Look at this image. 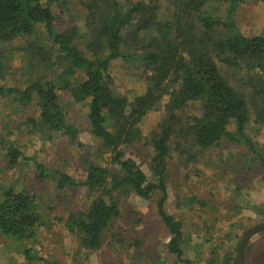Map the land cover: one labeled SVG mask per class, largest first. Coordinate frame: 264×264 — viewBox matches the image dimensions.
Listing matches in <instances>:
<instances>
[{"label":"trees","instance_id":"16d2710c","mask_svg":"<svg viewBox=\"0 0 264 264\" xmlns=\"http://www.w3.org/2000/svg\"><path fill=\"white\" fill-rule=\"evenodd\" d=\"M81 1L87 54L77 44L76 26L57 32L50 7L42 0H0V47L35 39L41 29L43 40L29 44L25 51L28 66L41 65L46 70L32 77L24 90L0 87V99L13 97L23 105L34 102L39 109L38 122H26L32 131L41 126L72 140L77 139V130L67 123L57 92H68L74 103L86 104L90 133L110 153L109 168L88 165L85 180L77 181L32 161L38 181L55 178L59 190L85 188L99 195L86 211L69 214L65 222L83 249H101L104 234L120 216L116 194L133 193L149 200L157 193V216L170 235L167 251L177 264H191L180 248L182 223L165 208L170 142L174 137L182 141L184 145L179 142L175 149L184 155H190L192 147L204 151L228 141L242 144L258 156L246 135L249 110L245 98L231 87L218 65L234 70L252 66L264 78V37L247 38L238 29L240 0H217L225 5L221 20L203 10L215 0H170L173 12L165 21L159 20V8L153 0H137L125 7L119 0ZM5 51L0 50V75L7 65ZM117 60L137 63L151 73L144 93L132 101L112 87L110 66ZM80 72L82 78L75 82ZM261 83L264 89V80ZM262 97L264 102V94ZM158 104H162L164 116L150 136L149 179L122 148L142 140V120ZM190 104L199 105V115L185 114ZM21 157L17 148H8L11 168ZM41 219L35 197L12 189L1 197L0 235L32 240ZM23 255L29 261L41 260L28 251Z\"/></svg>","mask_w":264,"mask_h":264},{"label":"rangeland","instance_id":"374dc122","mask_svg":"<svg viewBox=\"0 0 264 264\" xmlns=\"http://www.w3.org/2000/svg\"><path fill=\"white\" fill-rule=\"evenodd\" d=\"M136 1L119 0V3L125 7ZM153 1L159 8V20H167L173 12L170 0ZM212 2L203 10L214 19H223L224 3ZM42 4L49 5L57 32L76 26L77 44L87 54L88 35L82 1L42 0ZM236 23L245 37H264V0H240ZM43 38L39 29L35 39L17 40L5 48L0 47L1 51L6 49L7 58L0 75V87L24 90L32 77L45 73L41 65L28 66L29 57L25 51L29 44H38ZM54 57L55 54L52 60ZM218 66L231 87L245 98L249 110L246 135L259 157L246 146L228 141L204 151L192 147L190 155H184L175 149L177 143H184L176 137L171 140L165 208L182 223L180 248L183 258L191 264H234L244 233L264 224V89L261 83L264 78L262 73L252 70V66L241 65L236 70L222 64ZM110 75L113 89L132 101L144 93L146 78L151 73L137 63L117 60L111 63ZM81 78L80 72L73 80L78 82ZM57 94L67 123L77 130L76 140L46 131L41 126L32 131L26 122L30 119L38 122L39 109L34 102L23 105L13 97L0 99V199L8 189L31 195L39 203L42 218L32 240L17 241L0 235V264H177L175 256L166 248L170 235L157 216V193L149 200L133 193L116 194L120 216L104 234L98 251L83 249L78 237L67 231L68 215L86 211L99 195L85 188L59 190L55 178L38 181L32 161L83 181L88 165L109 168L110 153L90 133L86 104L74 103L68 92ZM185 114L199 115V105H188ZM163 116L162 104H158L142 120V140L122 148L125 156L149 179L150 136ZM10 146L22 155L13 168L7 161ZM24 251L41 260H27ZM244 264H264V230L247 242Z\"/></svg>","mask_w":264,"mask_h":264},{"label":"water","instance_id":"95a60500","mask_svg":"<svg viewBox=\"0 0 264 264\" xmlns=\"http://www.w3.org/2000/svg\"><path fill=\"white\" fill-rule=\"evenodd\" d=\"M263 230H264V224H260L252 228H249L244 233L242 239L239 242L238 248H237V254L234 260V264H244V250H245L247 242L254 234H256L257 232L263 231Z\"/></svg>","mask_w":264,"mask_h":264}]
</instances>
